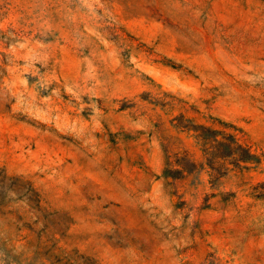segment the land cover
Segmentation results:
<instances>
[{"label": "rangeland", "instance_id": "374dc122", "mask_svg": "<svg viewBox=\"0 0 264 264\" xmlns=\"http://www.w3.org/2000/svg\"><path fill=\"white\" fill-rule=\"evenodd\" d=\"M0 264H264V0H0Z\"/></svg>", "mask_w": 264, "mask_h": 264}]
</instances>
